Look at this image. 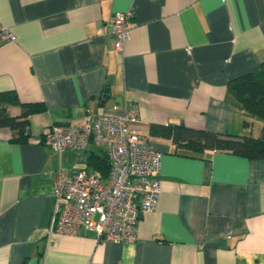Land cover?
<instances>
[{
  "label": "crops",
  "instance_id": "obj_1",
  "mask_svg": "<svg viewBox=\"0 0 264 264\" xmlns=\"http://www.w3.org/2000/svg\"><path fill=\"white\" fill-rule=\"evenodd\" d=\"M128 10L120 54L112 19ZM0 24L15 36L0 42V92L46 107L28 118L26 143L0 129V264H264V160L195 155L149 135L151 125L183 124L243 137L262 125H244L253 118L227 85L264 62V0H0ZM114 105L137 116L161 154L157 207L133 243L49 237L54 171L83 168L101 149L57 154L44 133Z\"/></svg>",
  "mask_w": 264,
  "mask_h": 264
},
{
  "label": "built area",
  "instance_id": "obj_2",
  "mask_svg": "<svg viewBox=\"0 0 264 264\" xmlns=\"http://www.w3.org/2000/svg\"><path fill=\"white\" fill-rule=\"evenodd\" d=\"M132 17L128 10L112 19L111 34L120 54L130 38ZM14 41V34L0 24V42ZM137 124L133 112L114 105L101 114L86 108L79 123L46 129L44 142L52 152H85L93 146L103 150L109 162L105 179L83 168L54 171L49 237L89 231L102 243L136 240L141 216L156 209L161 194V154L150 146Z\"/></svg>",
  "mask_w": 264,
  "mask_h": 264
},
{
  "label": "trees",
  "instance_id": "obj_3",
  "mask_svg": "<svg viewBox=\"0 0 264 264\" xmlns=\"http://www.w3.org/2000/svg\"><path fill=\"white\" fill-rule=\"evenodd\" d=\"M227 90L240 109L250 117L261 120L259 137L230 136L191 129L183 124L151 125L149 135L169 139L176 149H183L195 155L205 151H224L247 160H264V62L258 72L245 74L229 81ZM10 107L18 108L19 113L10 114L8 110ZM45 111L46 107L42 102L22 103L15 91L0 92V129L11 132L12 142H28L31 138L28 118ZM249 124V121L244 122L246 126ZM99 151H88L83 169L95 172L101 179H105L109 173V162L105 152Z\"/></svg>",
  "mask_w": 264,
  "mask_h": 264
},
{
  "label": "rangeland",
  "instance_id": "obj_4",
  "mask_svg": "<svg viewBox=\"0 0 264 264\" xmlns=\"http://www.w3.org/2000/svg\"><path fill=\"white\" fill-rule=\"evenodd\" d=\"M14 110H17L18 112H19V110L18 109H14ZM11 114V113H10ZM251 118H253L251 121H250V124H249V126L251 127V125H252V123H253V120H258V122H260V124H262V122H261V120L259 119V118H256V117H251ZM254 118H256V119H254ZM249 127V128H250ZM261 128H262V125H260V127L258 126V124H256L255 126H254V130L252 131V136L253 137H259L260 136V134H261ZM85 159V156H84V158H83V160ZM82 160V161H83ZM73 166H74V168L75 169H81L82 168V166H81V162L80 163H78V164H73Z\"/></svg>",
  "mask_w": 264,
  "mask_h": 264
},
{
  "label": "water",
  "instance_id": "obj_5",
  "mask_svg": "<svg viewBox=\"0 0 264 264\" xmlns=\"http://www.w3.org/2000/svg\"><path fill=\"white\" fill-rule=\"evenodd\" d=\"M107 98H108V96H106V95H104V96L102 97V102H101V105H102V106L104 105V103H105V101L107 100Z\"/></svg>",
  "mask_w": 264,
  "mask_h": 264
},
{
  "label": "bare ground",
  "instance_id": "obj_6",
  "mask_svg": "<svg viewBox=\"0 0 264 264\" xmlns=\"http://www.w3.org/2000/svg\"><path fill=\"white\" fill-rule=\"evenodd\" d=\"M132 11V10H131Z\"/></svg>",
  "mask_w": 264,
  "mask_h": 264
}]
</instances>
